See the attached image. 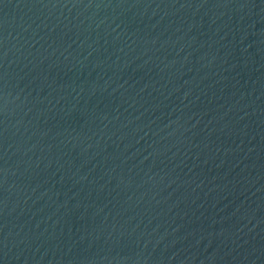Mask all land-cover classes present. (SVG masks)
Listing matches in <instances>:
<instances>
[{"label": "water", "instance_id": "1", "mask_svg": "<svg viewBox=\"0 0 264 264\" xmlns=\"http://www.w3.org/2000/svg\"><path fill=\"white\" fill-rule=\"evenodd\" d=\"M0 264H264V0H0Z\"/></svg>", "mask_w": 264, "mask_h": 264}]
</instances>
